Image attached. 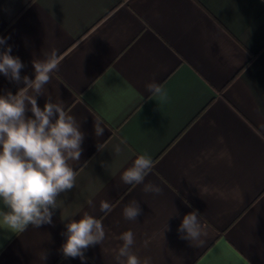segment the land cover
Here are the masks:
<instances>
[{
    "label": "crops",
    "instance_id": "crops-1",
    "mask_svg": "<svg viewBox=\"0 0 264 264\" xmlns=\"http://www.w3.org/2000/svg\"><path fill=\"white\" fill-rule=\"evenodd\" d=\"M0 37L21 77L34 79L32 62L57 51L37 103H63L84 134L80 160L69 161L76 184L58 197L52 224L0 228V264H117L129 230L141 264H264V0H0ZM150 82L166 100L150 97ZM24 86L0 74V95ZM145 153L154 162L145 183L159 195L121 180ZM133 200L142 214L129 221ZM193 210L203 246L177 232ZM85 212L105 239L83 262L65 258L62 233Z\"/></svg>",
    "mask_w": 264,
    "mask_h": 264
},
{
    "label": "clouds",
    "instance_id": "clouds-1",
    "mask_svg": "<svg viewBox=\"0 0 264 264\" xmlns=\"http://www.w3.org/2000/svg\"><path fill=\"white\" fill-rule=\"evenodd\" d=\"M4 45L6 38L0 37V46ZM10 53V46L0 52V74L25 86L15 95L10 91L0 95V202L7 209H0V228L16 234L23 233L29 226L39 228L52 224L54 210L59 207L58 197L76 184V172L69 161L80 160L84 134L63 103L53 102L50 96L43 109L37 103V97L44 95L46 85L51 83L52 73L59 70L57 51L52 50L43 59L32 62L34 79L27 75L21 77L24 64ZM145 90L151 93L150 97L167 99V92L161 84L150 82ZM29 110L32 117L26 116ZM102 124V120L95 119L97 137L103 135ZM124 143L120 141V144ZM120 144L114 146L116 153L122 151ZM153 166L150 156L146 153L139 155L123 172L121 180L126 185H143L145 193L159 195L162 192L159 185L145 183ZM100 210L111 212L110 203L102 201ZM141 214L142 209L135 200L123 208L126 220L136 221ZM199 217L200 213L193 210L184 215L177 229L180 239L197 247L204 243ZM62 235L67 237L62 245L63 256L79 258L82 262L86 260V250L105 239L101 220L87 212L80 220L67 223ZM119 239L123 243L115 256L117 264H141L140 258L132 251L134 233L125 231ZM143 264H149V260L145 259Z\"/></svg>",
    "mask_w": 264,
    "mask_h": 264
}]
</instances>
